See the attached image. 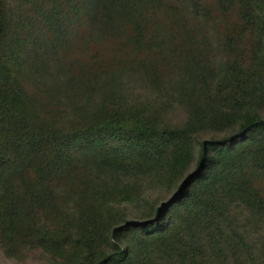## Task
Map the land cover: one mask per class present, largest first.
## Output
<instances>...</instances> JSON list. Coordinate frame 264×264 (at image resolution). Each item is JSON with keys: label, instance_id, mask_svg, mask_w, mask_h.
Here are the masks:
<instances>
[{"label": "trees", "instance_id": "1", "mask_svg": "<svg viewBox=\"0 0 264 264\" xmlns=\"http://www.w3.org/2000/svg\"><path fill=\"white\" fill-rule=\"evenodd\" d=\"M0 247L264 264V0H0Z\"/></svg>", "mask_w": 264, "mask_h": 264}, {"label": "rangeland", "instance_id": "2", "mask_svg": "<svg viewBox=\"0 0 264 264\" xmlns=\"http://www.w3.org/2000/svg\"><path fill=\"white\" fill-rule=\"evenodd\" d=\"M51 262V257L40 249L30 250L21 258H9L0 247V264H51Z\"/></svg>", "mask_w": 264, "mask_h": 264}]
</instances>
